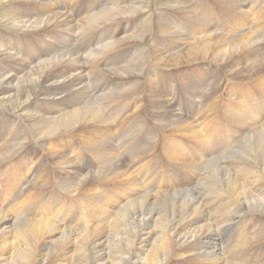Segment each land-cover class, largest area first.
<instances>
[{
	"label": "bare ground",
	"instance_id": "obj_1",
	"mask_svg": "<svg viewBox=\"0 0 264 264\" xmlns=\"http://www.w3.org/2000/svg\"><path fill=\"white\" fill-rule=\"evenodd\" d=\"M218 1L226 4L229 9L239 5L237 0ZM118 2L119 0H111L110 4L106 7L108 3H105L104 9L99 12L77 20L67 13L55 10L47 0H0V8L10 4L7 11L1 14L2 18L5 15V19L1 20L5 27L18 33L24 32L26 36L43 33L49 38L45 41L47 44L41 47L43 53L39 54L33 52L35 47L28 42L30 40L24 41L26 47L30 45L29 49L32 50L26 55L28 58L24 59L26 63L20 60L18 53L22 45L17 46V50L15 47V52L11 50V46L0 48V110L14 121H21V125L12 128L11 135L0 145V164L17 158L21 150L30 144H33L28 152L31 156L35 155L40 147L47 157L56 160L57 167H66L74 172L73 178L67 179L68 181L61 179L60 184L63 188L68 187L73 196L81 198L76 205L83 212L82 214L79 211V216L71 222H65V218L58 220V217L50 215L48 206L44 209L40 206L43 209L42 215L39 220H34V217H30L33 212L30 214L28 211L32 208V197L21 204V209H26L24 214L27 217L9 213L8 208L0 206V264H44L53 258L59 260L55 264H170L172 258H196L210 264H248L247 261H239L240 247H251L254 243L261 242V237L264 238L263 229L248 234L249 221L254 219V215L255 218L264 216V120H256L257 113L248 110L249 105L245 103L243 106L237 100L231 102L230 97L226 95L225 99L229 98L230 102L224 100L222 109L225 111L224 117L236 126L238 143L235 148L228 154L222 152L218 156L206 157L205 163L202 161L191 165L190 170L195 168L198 172L196 177L178 190L160 191L157 187L148 188L149 177L144 171L139 173L143 174L148 186L145 188L140 185V180H137L136 175L134 178L130 169L133 165L135 173L138 172L139 166L135 167L134 161H130L128 155H125V161L129 162V166L124 164L117 152L110 147L115 142L113 143L114 139L112 140L110 135L108 140L105 139V129L109 127L113 114L108 115L106 109L115 108L122 113L131 101L140 99L139 92L144 87L147 92L144 95L145 104H150L156 125L166 137L182 135L180 137L185 136L184 138H189L195 143H203L198 121L188 119L183 114L175 113L176 117L172 116L174 106L169 100L170 97L164 99V92L159 87V74L166 73H156L160 71L159 66L182 69L183 65H192L194 69L191 70L194 71L198 68L195 62L212 61L225 67L229 77L226 79L228 84L233 81L246 82V79L236 77H248L256 81L257 87L264 92V48L259 42L264 33L263 29L257 31L258 39L254 34L247 32L239 34V37L236 36L238 33L232 34L233 32L231 36L228 34V37H220L203 31L206 26L204 18L197 10V4L191 6L187 0L186 3L182 0L184 5H180L177 0H127L122 4L128 3L129 7L116 9ZM241 12L246 15L242 7ZM147 13L146 22L140 23ZM173 13L178 19L184 20V29L178 28V23L168 19L167 16ZM257 15L255 20L259 30L264 25V8ZM118 20L124 21L123 24L127 25L131 33L128 35L126 32L125 37L113 41L117 34L124 33L127 29L125 25H119L117 28L107 25ZM137 23L143 27L136 29ZM54 30L57 33L53 34ZM98 31L102 32L97 34ZM83 34H86L84 38L94 34V41L97 42V47L94 49L91 46L93 50L86 54L76 50L77 45L71 42L75 35ZM152 34L156 35L157 42L162 41L161 47L158 43L159 48L153 56H156V60L150 58L149 64H146L145 52L138 50V54L136 51L130 54L132 59L129 63L123 62V55L118 54L119 61L121 58L119 69L96 70L97 64L93 62L105 58L107 52L128 50L141 44ZM184 47L186 49L182 53ZM172 48L178 52L173 53L171 57H165ZM153 68L155 77L148 76L145 79L146 87L141 85L140 78ZM167 75L170 74L167 72ZM215 78L214 86L219 88L220 73ZM112 81H129L130 85L117 87L115 84L116 87H113L109 84ZM192 81L186 84L188 88L181 82L184 90L189 91L194 82H197L196 79ZM106 85L111 86L107 93L104 92ZM100 86L104 90L97 95L96 91ZM212 94L206 107L216 92ZM121 98L125 100L118 102ZM100 106L104 107V111ZM143 107L146 105L142 103L138 110ZM45 110L47 111L44 112ZM115 113L118 116V113ZM213 114L212 111L209 115ZM143 122L145 125V121ZM128 131L131 137L135 136L133 126H130ZM75 134L84 147L91 148L96 155V167L101 168L100 171L90 173L91 168L85 169L80 164L82 155L77 156L80 159L74 157L79 154L77 150L71 153L65 150V140L71 136L75 137ZM62 148L65 154L58 151ZM182 154L176 149L171 158L182 157ZM85 164L89 168L87 163ZM142 167L140 169H143ZM42 169L45 171L46 166ZM49 174L53 175V172ZM94 183L90 190L89 186ZM111 186L117 190L108 191ZM82 187H87L88 191L79 196L78 189ZM17 208L20 209L18 206ZM73 225L78 227L73 230ZM221 230L224 233L232 230V241L235 243L227 246L228 237L226 240L224 233L221 236Z\"/></svg>",
	"mask_w": 264,
	"mask_h": 264
},
{
	"label": "rangeland",
	"instance_id": "obj_2",
	"mask_svg": "<svg viewBox=\"0 0 264 264\" xmlns=\"http://www.w3.org/2000/svg\"><path fill=\"white\" fill-rule=\"evenodd\" d=\"M124 1H127V0H119V2L121 4L118 2L116 9H122V8L129 7L127 5L128 3L122 4V2H124ZM184 1L186 3V0H184ZM237 1H238L239 5L235 6L234 9H229V8H227L226 4H222L218 0H187V2L191 3V6H194L195 4H197V7H198L197 10L200 11L201 16L204 18V22H205L204 25L206 26L203 31H207L208 33L210 32L216 36L219 35L220 37H228L229 35L231 36L232 34H237V33L238 34L236 36H238L239 34L242 35V34L247 32V33H250L252 35L254 34L253 36L256 39H258L259 33L257 31H260V29H263V32H264V28H263L264 25L262 27H260L259 30H257L258 26H257L255 18L258 17L257 14L260 13L261 10L264 8V0H237ZM47 2L55 10L62 12L63 14L67 13L73 19H77V20L80 19L81 20L85 17H88L90 15H93L94 13L99 12L101 9H104L105 3H108L106 5V7H107L110 4L109 2H111V0H100V1L99 0H80L78 2H77V0H47ZM177 2H180L179 3L180 5L183 4L182 0H177ZM98 4L100 6H98ZM9 5L10 4H8L6 6H2L0 8V44H1L0 48L3 46L2 49L3 48L6 49V48H9L11 46L13 48L11 50L15 52V47L17 50L19 48L17 46L22 45V49L19 48L18 53H20V55H19L20 60L23 61L24 63H26L25 60L28 58L26 55H28V53H30L32 51L31 49H29L30 45H27V47H26V42L28 40H30L28 42L32 43L33 47H35L33 52L39 54L41 52L43 53L41 47L43 45L47 44V43H45V41L49 40V38L47 37L46 34H43V33H39L36 36H26V34H24V32L18 33L17 31H12V29L9 30V28L5 27L1 20L5 19V15L3 18H2V15L7 11ZM186 6H188V4H186ZM110 7H112V6H110ZM241 7H242V9H244L246 11V15H243V12H241ZM156 15H157L156 17H158V10H157ZM175 15L176 14L173 13V14H169L167 17H168V19H172L174 22L178 23L179 24L178 28L184 29L183 27H186V23L184 24V20L178 19L179 17L175 16ZM147 18H148V13L142 17V19L140 20V23H145ZM123 22L124 21H122V20H120V21L118 20V22H115V23L112 22V23H109L107 25H114L115 28H117V26H119V25L120 26L125 25V24H123ZM140 23H137L138 26L136 27V29L143 27V25ZM124 27H127V25H125ZM130 31L131 30H129V28L127 27L126 31L124 33L117 34V38H114L113 41H116L117 39H119L121 37H125L126 32H128V35H130V33H131ZM254 31H256L257 33ZM52 32H53V34L57 33V31H55V30ZM101 32L102 31H98L97 34H100ZM93 36H94V34L92 36L84 38V37H86V34L85 35L83 34L82 36L81 35H79V36L75 35L71 39V42H73L75 45H77L76 50L86 54V53H89L91 50H93V48L95 49L97 47V45H96L97 42H95L96 40L93 38ZM155 36H156L155 34H152L151 36H149L148 39L144 40L141 44H138L137 46H133L128 50L120 49L122 51L115 50L113 52L112 51L107 52L108 55L105 58L98 59L96 62H93L95 65L97 64L95 67V68H97L96 70L104 71V70H109V69H113V68H114V70L119 69L121 66L120 65L121 58H122L123 62L127 61L129 63L132 59L130 57V54L135 53V51H136V54H138L139 53L138 50H143V53L145 52V54H146L145 59L147 62L146 64H149L148 61L151 60L150 58H153V56L156 55V50L159 47H161V45H162L161 44L162 41L158 40V42H157V39ZM24 41H26V42H24ZM93 42H95V43H93ZM259 42L261 43L262 47L264 48V33H263ZM158 43L160 44L159 47H158ZM172 44H174V43H171V45ZM91 46H93V48ZM133 48L135 50H133ZM184 49H186V48L185 47L183 48V50L181 51L182 53H183V51H185ZM171 50L173 52L171 51L169 53H166L165 57H169V56L171 57L173 53L178 52V50H176L175 48L174 49L172 48ZM160 53L161 52H159V54ZM118 54H120V55H118ZM117 55L118 56L123 55L120 58V61H119V58L117 57ZM155 57L153 59L156 60ZM110 64H112L113 67ZM195 64L197 65L196 67H198V68H195L196 70H194V71L191 70V69H194L192 67V65H183L184 67L182 66V69H180V68L174 69V68H168L166 66H159L160 71L156 72V73H161L163 71L166 72V73L159 74L158 81L160 82L159 87L164 92V94H162L163 98L169 99V97H170L169 100H170L171 104L174 106V107H172V116L173 117L175 116L174 114L177 113L180 115L183 114L184 117H187L188 119L194 120L195 122L198 121L197 122V124L199 123L198 129L201 127V125L203 124L204 121L206 122L209 120L210 121H213V120H216V121L221 120L222 121L223 120V123L225 122V123L229 124L230 121H228V120L226 121L222 116L223 113L225 112L222 109V104H223L224 100L226 102H230L228 100L229 98L225 99L226 95L228 97H230L231 102L233 100H236V99H234V97H237V94H240V92H242L244 95H246L247 98H249V96L257 97L256 101L257 102L259 101L260 103H261V100L264 99V92L262 91L261 88L257 87L256 81L251 80V78L236 77L237 79H246V82H244L245 80L237 82V83L233 81L231 83H236V84L232 85L231 83L228 84V82L226 80L229 77H228V75H227L228 73H227V71L223 65L213 63L212 61H206V62L198 61V62H195ZM8 65H9V63H8ZM88 69H89V66H88ZM167 72L170 75H167ZM89 73H90V71H89ZM207 73H210V75ZM219 73L221 76V83L218 84V85H220L219 88L217 85H216L217 88H215L214 84L216 82V78L214 79V77L217 76ZM148 76H151L153 78L155 77L154 68L152 69V71H149V73H146V75L144 74L140 78L139 81H140L141 85L146 87L145 84H146L147 80H145V79H147ZM183 76H185V77H183ZM195 79L197 80V82L196 83L194 82V84L192 86L190 85L192 90L190 88H189L190 89L189 91L184 90V87L181 85V82L183 81V84H185V86H186V84H189V82H193L192 80H195ZM109 84L113 85V87L114 86L116 87V85H117V87H121V86L124 87V86H129L130 82L127 81V83H126V81H122V82L121 81L120 82L119 81H112ZM106 86H107V88L104 91L105 93L109 92V90L111 89L110 85H106ZM193 86H195V88ZM200 86H201V88H200ZM223 86H224L225 90H224V88H222ZM231 87L234 89H232ZM167 88L169 91L167 90ZM228 88H230V90ZM231 89L233 91H231ZM92 90H94V88ZM103 90L104 89L100 86L98 88V90L96 91L97 95H100ZM213 90H214V92H216V94L213 97L211 103L209 104V106H211V105L212 106H211V108L209 106L206 107V103L210 100V95L212 93L214 94ZM166 92H167V94H165ZM139 93H140V96H139L140 99L138 98L137 100H135L133 102L131 101L132 103L130 102V104H128L125 107V109L122 110V113L121 112L119 113L118 112L119 110L117 109L118 110L117 111L115 108L113 110L106 109V113H108V115L111 114V116L113 114V116L109 120V122H110L109 127H106V129H105V130H107V132L105 133L106 137H105V135H103V138L105 137V139L108 140V137L110 135L112 137V140L114 139L113 143L114 142L115 143L113 146H110V147L113 149L114 152H117V155L119 156V158L122 160V162L124 164L129 166V162L125 161V158H126L125 155H128V156H130L129 157V159H131L130 161H134L135 167L139 166L138 172L134 173V168H133L134 166L133 165L130 166V169L132 170L134 178L136 175L137 180L138 179L140 180V185H142V186L144 185V187L147 188V184H146L147 182H145V180H146L145 177L143 176V174L141 175L139 173V171L142 172V169H140V167L143 166L142 168L149 173L148 174V177H149L148 178L149 179L148 188L151 186L155 187V183H156V187L159 188L160 191H163L165 189H166V191L178 190L179 187L190 183L196 177V175L198 173L195 170V168H191L192 170H190L189 167L193 164L195 165L197 163H201L202 161H203L202 163H205L206 156L207 155L212 156L208 152L216 151L219 149V147H216V146L214 147L212 145L214 149L206 152L205 148L201 144L200 145H199V143L196 144L195 142L191 141L189 138H187V139L184 138L185 136L180 137L182 135H178L177 137L176 136H167L166 137L162 133L161 129L156 125V121H155L156 118L154 116V113L152 112V109L150 108L151 107L150 104L149 103L145 104L146 101L144 99L145 98L144 95H145V93H147L146 88H144V87L141 88ZM176 94L178 95V98H177ZM162 95L160 94V96H162ZM121 99H123V100H121ZM121 99L118 102H122L125 100V98H121ZM188 100L193 102V104L191 102H188ZM39 101H41V100L39 99ZM142 103L144 105H146V107H143L142 109L138 110V108L140 106H142ZM185 103H186V105H185ZM179 104H180V106H179ZM261 104L255 103L254 105H255V107H257V106H260ZM121 105H123V104H121ZM114 106H117V105H114ZM100 108H102V110L104 111L103 106H100ZM117 108H119V107H117ZM133 108H135V109H133ZM46 111L47 110H45L44 112H46ZM207 111H209V112H207ZM212 111L214 112V114L209 115ZM115 112L118 113V116ZM220 112H222V113H220ZM7 116H8V114H5L4 112H2L0 110V145L4 142L5 139L6 140L8 139L9 135H11L10 132L13 131L15 126L17 127V126L21 125V121H14L13 119H11V117L9 118ZM143 121H145V125H144ZM229 125L233 126L231 123ZM130 126H133L135 128V131H134L135 136L134 137H131V133H129V131H128V128ZM234 127L236 128V126H234ZM234 127L230 128L228 130L229 132L227 131L228 132L227 142L224 143L223 147H225L228 144ZM123 129H125L126 132ZM161 134L164 136H162ZM235 134H234V141L231 143V145H232L231 149H234L236 144L238 143V141H237L238 140V134H236V135ZM67 139L68 140H65L67 143L65 150L69 151L70 153L74 150H77L79 152V154L74 155V157L78 158L77 157L78 155H82L81 157L83 159H81L82 161H80L81 162L80 164L85 169H88V170L92 169L93 171L91 170L90 173H96V172L100 171L101 168L96 167L97 166L96 159H95L96 155L92 152V150H90L91 148L88 149L87 146H86L87 148L84 147L81 140H79L77 134H75V137L71 136ZM72 142H74V143H72ZM156 142H157V144H156ZM179 142L181 144H179ZM120 144H122V146ZM32 145L33 144H30V145H28V147H25L23 150H21V152L19 153L17 158H14L13 160H10L9 162L3 163V165L0 164L1 165L0 166V206L2 208H8L9 213L12 212V214H16V215L20 214L23 217H27L26 214H24L26 212V209H21L22 208L21 204L24 201H26L32 197V203L30 205L32 208H30L31 210L28 209V211H30L29 212L30 214H31V212H33V214H32L33 216L30 215V217L31 218L34 217L35 218L34 220H39L41 215H42L41 211H43V209L46 208V206H48L50 208V211H51V213L49 211V214L53 215L54 218L58 217V220L65 218V220H66L65 222H71V220H74V218L79 216L80 212L83 214L81 209L76 205L78 199H81V198H78V196H76V195L73 196L70 193V190L68 187H67V189L65 187L63 188L62 184H60V181H62L61 179L70 180L71 178H73L74 172L71 169H68L66 167H64V168L57 167L55 165L56 160H53L50 157H47V155H45L43 153V151L40 149V147L38 148V151L35 155H32V156L29 155L28 152H29L30 148L32 147ZM169 146H171V148L173 146V148L171 149ZM199 146H200V148H199ZM165 148H167L169 150H167ZM177 148H180V152H181V154L183 153L182 154L183 156L182 157H175L173 159V158H171V154L173 151H176ZM229 148L230 147H228V149ZM63 150L64 149L62 148V149H59L58 151L63 152ZM164 151H166V152H164ZM42 153H43V156H42ZM58 153H60V152H58ZM164 153H165V155H164ZM63 154H65V152H63ZM180 158H181V160H180ZM193 158H194V160H192ZM201 158H203V159H201ZM34 159H36V160L34 161ZM78 159H80V158H78ZM24 161H25V164H24ZM21 163H23L24 168H22L23 165ZM33 163H34V165H33ZM85 163H87V166L89 168L86 167ZM182 164H184V165L182 166ZM25 165H27V166H25ZM32 166H33V168H32ZM44 166H46L45 171L42 169V167H44ZM49 167H52V168H49ZM48 168L50 169L49 173L51 172V174H52V172H53V175H50L48 173V171H47ZM30 170H32V171H30ZM46 172L49 175L46 174ZM25 173H26V175H25ZM12 175H13V177H12ZM44 175H45V177H44ZM37 177L38 178L40 177V178L38 179ZM41 178L43 180L45 178V180L43 181ZM46 179H48V181ZM37 180H39V181H37ZM42 181L44 182V184ZM162 181H163V183H162ZM10 183H11L12 187L10 186ZM35 183H37V184H35ZM46 185L47 186L49 185V186L47 187ZM94 185H95V183L90 185L89 189L92 190ZM42 186L44 189L42 188ZM51 187H52V189H51ZM47 188L49 189V191ZM55 188H58V189H55ZM60 188H61V191H60ZM84 188H85V191H84ZM109 188L110 189H108V191L109 190L110 191L117 190V189H115V187H112V186ZM31 189H33V190H31ZM80 189H78L79 190L78 193H80L79 196L83 195V193L88 191L87 187H82ZM43 191H45V192H43ZM26 193H28V194L25 196ZM29 193H32V194L30 195ZM38 193H42L41 194L42 198H41V195ZM36 195H38V196H36ZM52 195H53V197H52ZM66 197L68 199H66ZM21 198H23V199L21 200ZM33 198H34V200L35 199L36 200L34 201ZM39 198L41 200V203H39V201H40ZM216 204H218V202H216ZM17 206L20 207V209L17 208ZM36 206H38V207H36ZM51 207H54V208H51ZM37 209L40 211H38ZM10 210H12V211H10ZM33 210H37L36 211L37 213ZM57 211H58V213H57ZM30 217H28V218H30ZM263 218H264V216H256V218H255V215H254V219H251L249 221V224H250L249 229H248L249 235L251 233H254L256 230H259V229L264 230V219ZM76 227H78V226L74 227V225H73L71 227V229L74 230V228H76ZM221 232H222L221 233V236H222L224 232H223V230H221ZM226 233H227V231L224 233L225 239L227 240V237H228L227 241L230 242V243L226 242V245L230 246L231 244L235 243L234 241H232V239L234 237V233H232V230H228V233L227 234ZM261 238H262V241L257 243V244L254 243V245L251 246L252 248L246 247L245 245L240 247L239 253H241V256H240L239 261L241 263H242L241 260H244L245 262L247 261L246 263H248V264L249 263L250 264H255V263L261 264L264 262V238L263 237H261ZM249 260H250V262H249ZM57 262H59V260H57L56 258H53V260H49V261L45 262L44 264H50V263L55 264ZM1 264H4V263H1ZM10 264H12V263H10ZM170 264H210V263L204 262L202 259L200 260V259H196V258L195 259L194 258H190V259L188 258V259H184V260H178L177 258H172V260L170 261Z\"/></svg>",
	"mask_w": 264,
	"mask_h": 264
}]
</instances>
